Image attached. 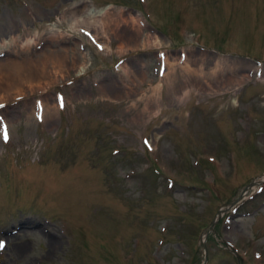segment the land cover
Listing matches in <instances>:
<instances>
[{"label": "rangeland", "instance_id": "rangeland-1", "mask_svg": "<svg viewBox=\"0 0 264 264\" xmlns=\"http://www.w3.org/2000/svg\"><path fill=\"white\" fill-rule=\"evenodd\" d=\"M10 61L0 264H264V0H0Z\"/></svg>", "mask_w": 264, "mask_h": 264}, {"label": "bare ground", "instance_id": "bare-ground-1", "mask_svg": "<svg viewBox=\"0 0 264 264\" xmlns=\"http://www.w3.org/2000/svg\"><path fill=\"white\" fill-rule=\"evenodd\" d=\"M74 12V10H73ZM89 12H92V11H89ZM76 13V12H75ZM91 14V13H90ZM89 15V14H88ZM95 15V14H94ZM77 19V18H76ZM75 19V20H76ZM77 21V20H76ZM78 21H79V18H78ZM77 21V22H78ZM84 21V20H83ZM82 21V22H83ZM82 22H78V23H82ZM74 23H76L74 21ZM91 23V22H90ZM12 66H17L18 67V70L16 68H13ZM83 68V67H82ZM21 68H20V65L17 64V63H13L12 61L10 62H6L5 64H0V78L1 77H5L7 79L11 78V77H20V72H21ZM79 73V72H78ZM244 78L243 77H231V78H227L224 82H221L220 84H223L225 86L228 85L229 83L231 82H234V83H240ZM187 84V83H186ZM218 89V88H217ZM3 100V99H2ZM33 225L27 221H22L21 223V226L20 227H23V228H31Z\"/></svg>", "mask_w": 264, "mask_h": 264}, {"label": "snow or ice", "instance_id": "snow-or-ice-1", "mask_svg": "<svg viewBox=\"0 0 264 264\" xmlns=\"http://www.w3.org/2000/svg\"><path fill=\"white\" fill-rule=\"evenodd\" d=\"M4 138L7 139V135L6 134L4 135ZM145 143L147 144L148 142L145 141ZM4 246H5L4 243L3 242H0V249H3Z\"/></svg>", "mask_w": 264, "mask_h": 264}]
</instances>
